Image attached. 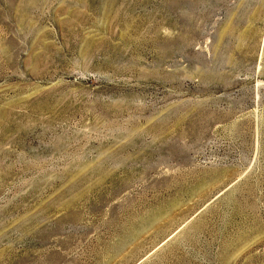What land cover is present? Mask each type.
Listing matches in <instances>:
<instances>
[{"label":"rangeland","instance_id":"374dc122","mask_svg":"<svg viewBox=\"0 0 264 264\" xmlns=\"http://www.w3.org/2000/svg\"><path fill=\"white\" fill-rule=\"evenodd\" d=\"M0 264H264V0H0Z\"/></svg>","mask_w":264,"mask_h":264}]
</instances>
